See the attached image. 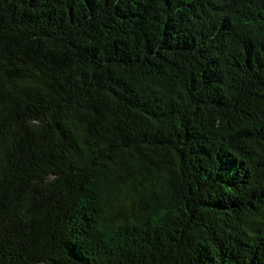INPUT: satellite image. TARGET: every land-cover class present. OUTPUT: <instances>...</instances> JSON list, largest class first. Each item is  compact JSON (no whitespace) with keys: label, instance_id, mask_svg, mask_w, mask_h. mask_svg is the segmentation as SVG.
I'll return each mask as SVG.
<instances>
[{"label":"trees","instance_id":"1","mask_svg":"<svg viewBox=\"0 0 264 264\" xmlns=\"http://www.w3.org/2000/svg\"><path fill=\"white\" fill-rule=\"evenodd\" d=\"M0 264H264V0H0Z\"/></svg>","mask_w":264,"mask_h":264}]
</instances>
